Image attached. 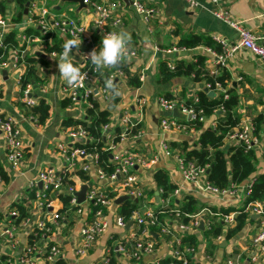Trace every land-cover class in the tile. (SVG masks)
Here are the masks:
<instances>
[{"label": "crops", "instance_id": "crops-1", "mask_svg": "<svg viewBox=\"0 0 264 264\" xmlns=\"http://www.w3.org/2000/svg\"><path fill=\"white\" fill-rule=\"evenodd\" d=\"M98 1L116 5L112 8L107 30L114 33H125L129 46L138 47L137 57L128 60L134 71H137L138 74L143 72L146 75L138 89L131 86L127 79L119 80V89L117 90L119 100L116 104L111 105L109 101L103 100L100 95L97 100L101 109H107L111 112V130L121 125L120 116L126 110L130 109L131 115H136L139 97L146 100L144 120L141 123L142 136L134 140L126 139L116 147L118 150L124 149L143 155L150 162L149 167H136L135 169L141 177V184L146 195L141 202L138 198L140 206L132 220L124 228L118 227L115 222V217L119 214V205L114 204L110 209H107L108 228L85 255H77L76 250L81 240L84 221L91 219L93 214L87 203H84L82 213L72 211L71 214H68V218L54 227L52 240L61 248L62 257L65 258L66 264H104L107 257L111 255L113 248H115V264H151L160 259L171 257L175 246L181 243L175 241V238L176 240L184 238L180 237V229L175 226L176 223H174L175 237L164 236L149 229V233L156 238V249L153 253L143 254L139 260L127 256L119 246L120 243L122 245L123 241L128 243L131 240L141 238L140 226L135 219L144 217L148 209L158 208L163 203L161 190L155 181V173L158 169H164L169 173L171 183L180 189V197L193 196L199 200V211L203 216H207L208 211L213 208L218 210L232 208L230 215H233L236 212L235 209L244 205L242 196L237 194L217 195L184 179L177 160L181 156L179 146L184 141L195 142L199 136V131L194 134L180 133L176 130L164 131L161 127V120L165 115H169L156 102V99L161 96H169L172 100L182 102V100L197 96L198 92L204 88V83L196 81L193 76H178L167 82H159L162 61L176 58V60L193 62L198 57H205L208 68L211 70L219 69L215 63L217 50L214 45L201 44L192 48H181L171 54H166L165 49L175 47L182 38L192 35L212 39L215 36H220L227 41L228 45L233 47L240 43V33L238 29L218 18L213 13L214 6L207 0H202V5L194 9L189 6L186 0H139L145 6L156 10V14L150 20H146L141 13L136 11L134 7L136 0ZM50 5L52 10L58 11L60 14L64 13L78 18L88 28L86 32L89 39L88 43L85 40L82 43H77L70 40L68 36L54 31L62 45L67 42L76 45L70 53L71 61L83 63L94 49H99L101 43V39L97 42L94 41V35L100 32L95 24V9L90 3H88L87 8L79 11H75L78 4H64L61 9H57L59 0H50ZM222 6L229 11L233 21L240 22L241 26L249 28L257 35H264V0H225ZM11 7L16 12V6L12 4ZM26 14L23 17L24 20ZM116 17H122V23L114 28L111 22ZM19 23L14 22V26H10L9 32L16 30L17 36L21 40V32L24 31L26 34V29L19 27ZM100 33L104 36V33ZM52 40L53 38L50 42ZM27 53L46 55L47 65L40 67L42 83H37L44 89L40 90L39 87H35L34 96L38 100L44 98L49 103L51 114L43 125L28 119L27 109L21 101L22 85L19 70L6 67L8 74L5 78L3 74L5 69H2L0 114L13 116L19 121L21 136L26 145V154L22 163L15 167L8 159L5 137L0 130V170L6 171L10 177L7 182L0 180V215L4 216V220L0 222V231L8 225V216L14 203L26 196L29 182L37 177L42 168L51 166L57 173L63 170L65 161L58 153L56 145L64 138V131L66 130L64 121L68 118L80 120L86 117V108L83 105L64 104L67 98L62 88L67 81L58 71V61L61 57H50L47 49L43 48L40 43L37 45L31 43ZM226 69L231 74V81L228 86L239 97V103L233 110L240 117L241 125L252 123L256 117L261 114L264 115V61L247 49L238 47L229 59ZM93 86L96 91L100 89L101 83L97 78L93 81ZM179 118L183 119L185 116ZM204 122L206 127H214L218 122V115L206 117ZM73 126L75 125L70 127ZM163 141L169 143L173 154L169 156L161 153L158 154L156 160H153V157L160 153ZM227 141L228 143L235 142L229 139ZM260 141L261 143L255 149L257 162L252 177L264 173V136ZM82 164L83 160H80L77 167L82 166ZM92 170L94 177L92 181L96 183L99 180L93 166ZM72 178L80 190L85 183L78 178ZM101 183L111 193H113L112 191L116 192L113 188L116 183L112 180L106 178ZM157 191H159V201H157ZM63 207L64 203L61 198H53L52 209L54 212L57 213ZM41 216L42 213L33 209V221H37ZM201 220L203 219L201 218ZM204 224L206 228V223L204 222ZM32 226L30 224L16 230L15 233L19 241L16 247H11L5 238L0 241V255H10L12 257L11 264H23L20 259L23 248L27 245L26 242L32 231ZM204 230L199 228L195 232H189L196 234L199 239L196 250L190 252V257L195 264H226V260L230 257L239 264H264V253L258 254L256 260H253L255 252L251 248L252 238L261 230L258 222L247 224L240 234L231 239H226L225 236H222L220 240L212 239L215 248L211 253L208 252L209 240L203 233ZM41 261L43 262V260Z\"/></svg>", "mask_w": 264, "mask_h": 264}, {"label": "built area", "instance_id": "built-area-1", "mask_svg": "<svg viewBox=\"0 0 264 264\" xmlns=\"http://www.w3.org/2000/svg\"><path fill=\"white\" fill-rule=\"evenodd\" d=\"M9 1L13 2L14 0ZM85 1L87 3H90L93 9H95V24L96 27L99 28L100 32L104 33V36L109 33H114L107 30V25L109 23V19L111 18L112 8L116 5L102 3L98 0ZM186 1L192 9L198 8L202 5V0ZM207 1L214 6L213 13L218 18L224 20L234 28L238 29L241 38L240 43L236 44V46L233 47L228 45L227 41L221 38L220 36H215L213 38L217 43H219L223 47L222 52H216L217 57L215 63L217 68H226L229 59L232 57L238 47H243L244 49H247L252 54L264 61V35H257L253 33L249 28L241 26L240 22L233 21V19L230 17L229 11L222 6V3L225 0ZM50 6V0L31 1L28 7V14L26 16V19L21 21L19 23L20 25L18 26L23 29L38 26L41 30L42 35H48L50 32L54 33V31H56L65 36H68L70 40L75 41L77 43H82L84 40L86 43L89 42V39L86 36L88 28L85 26V24H83L78 18L74 16H70L64 13L60 14L57 11L52 10ZM134 7L136 11L141 13L146 20H150V18L156 14V10L154 8L145 6L139 0L134 1ZM10 8L11 4H9L7 13L5 15L0 14V51L3 47V39L9 33L10 26H14V22L11 21L13 10ZM121 23L122 17H116L112 20L111 25L116 28ZM21 41L22 44L24 42L27 43L25 50H23L22 52H20L18 49L11 50L9 55L7 53L0 52V83L2 81L1 71L2 69H5L8 66L13 68L14 70H19L20 75H22L24 67L23 63L21 62V59L27 53V50L30 48L31 43H34L35 45L40 43L43 48L47 49V45L42 42L41 36L26 35L24 31H22ZM49 41H51V38H49ZM180 49L181 48L175 46L169 49H165L164 52L166 54H171L179 51ZM63 51H48V53L50 57H61ZM137 55L138 49L131 48L128 42H126L124 55L121 59L128 60L133 57H137ZM88 58H85L83 63H77L78 65H75L79 68L81 73L79 81L72 84L66 82L62 88L65 97L70 101L69 105L80 104L83 105L85 108L92 107L93 101L98 100L99 95L105 101L110 100L111 92L109 87L100 86V89L96 91V88L93 86V81L96 79V77L93 75L91 68L86 67L85 61H87ZM167 63L168 66L173 69L176 65V58L168 59ZM107 67L109 66H104L103 68ZM212 71L217 72L218 70ZM139 77L141 79V82H143L146 75L145 73L141 72L139 74ZM123 79H126V74L122 69L114 70L109 76V81L111 82V84L114 82V80L118 82L119 80ZM35 87H39L40 90L44 89L37 83L31 82L27 83L25 86H22L21 101L24 103V107L26 109L34 107L39 103V100L34 96ZM207 88L210 89L209 86H207ZM217 88L225 94V97H228L226 90L223 89L220 84H217ZM156 102L158 103L159 107H161L164 112L169 115H165L161 120V127L164 131L176 130L180 133L194 134L197 130H195L188 124L190 119L192 120L199 118L201 121H204L206 118L204 116L199 115L201 112H196L193 108L187 106L183 102L169 100L163 96L158 97L156 99ZM137 104V112L135 116L131 115L130 109L126 110L120 116L121 125L119 126L124 132L122 136V141L129 139L127 133L131 131L134 126L141 124L144 120V108L146 105V100L142 97H139ZM175 108H178L179 111L182 113V116H185V118L180 119L179 117L174 116L173 111ZM27 117L28 119H31L35 123L39 124L35 117ZM64 128L66 129L64 131V138L60 140L56 145L58 153L62 156L65 161V165L62 171H73L77 168V164L80 160L89 159L91 162L83 163L82 168L87 171L91 170L93 166L95 168L99 181L96 183H93V181L88 182L91 183V187L87 192L86 201L83 203L78 202L77 192L79 191V189L77 188V186L65 185L62 176L58 175L57 171L51 166L42 168L37 177L29 182L28 190H35L36 201L34 209H36L39 213H42V216L37 221H33L31 212V217H28L25 221H23L22 225L28 226L32 224V229L34 227H37L43 230L44 233L42 235V242H36L33 245H26L23 248V252L20 259L23 264H54L59 259V257L63 256L62 250L57 244L54 243L50 246L47 245L52 240V233L54 227L60 224L61 222L59 214L54 212L53 210H50V207H52L53 202V199H51V195L54 192L64 193L70 196L71 204L78 207L75 210H68V214H71L72 211L82 213L84 203H87L88 206L94 203V205L96 206V209L92 214V218L85 220L82 226L81 240L76 250V254L79 256L88 253L94 243L101 236V234L104 233L108 228V211L106 210L110 209L111 206L115 204V199L118 196L123 194L134 195L137 198L144 196V189L141 184V177L139 173L135 170L136 167L146 168L150 166V162L143 155L134 152H129L124 149H116V147L120 143L117 145H111V149L114 150V152L112 153L113 159L117 164V167L116 171L113 174L106 175L100 168L97 167L96 156L89 155L85 153L83 149L77 148L75 146L77 142L86 141L88 137L87 132L83 129V127L76 125L73 127ZM0 130L2 131L5 137L8 159L15 167H17L20 163H22L26 154V145L21 136L19 121L13 116L0 114ZM253 130V123L241 125L240 127L235 128L232 134H230L229 140L243 142L249 148L254 149L261 143V141L253 135ZM104 131H108L106 136L110 139L112 132L110 128V123L105 125ZM141 136L142 132H139V134L134 135L131 139L134 140ZM161 153H164L165 155L169 156L173 154L168 142H162L160 153H157V155L153 157V160H156L158 158V154ZM89 157H91V159ZM177 160L180 164L184 179L198 184L205 191L222 196L237 194L244 198V202L251 193V187L253 183L252 179L245 181L242 184H232V187L228 189H218L208 183L204 168L197 166L192 161L185 160V158H183L182 156H179ZM106 178L116 183L113 188L116 191L115 193H117V196L110 197L109 193L111 192L102 186L103 184L101 182ZM0 180H2L1 176ZM174 196L180 197V189H175ZM168 201L169 200H166V202ZM248 211L252 215H259V217H261L264 213L263 203L256 202L255 204H251L248 207ZM145 213L146 214L144 215V217L141 216L135 219L140 227L144 226L145 228V230L141 233L142 237L136 239V242L134 244L130 245V242H128L127 244L122 243L121 245L120 243L119 246L123 253L136 260H139L145 253H153V251L156 249L155 241H147L143 238V236H147L149 227L160 225L162 226L161 231L163 234L175 237L174 223H176L175 226L179 227L180 229V237H183V235H186L189 232H195L197 228H199L200 221L203 216L200 212H198L195 220L192 221L190 225H184L180 221L179 214L176 215V220H169L167 218V223L170 224H166L161 223L154 209H148ZM15 214L16 211L15 209H13L10 212V215ZM135 214L136 211L134 212L132 218ZM224 220L227 227L233 226V224L235 223V214L225 216ZM115 222L117 226L121 228L126 227L128 224L127 221H125L124 218L119 214L116 215ZM259 226L261 227V230L252 238L251 248L255 252V255H253V260H256L258 254L264 253V220L259 224ZM2 230L3 231H1L0 233V241L5 238L11 247H16L19 244L15 233L17 228L11 224H8L6 228H3ZM221 238L222 236L219 237L218 240H220ZM175 241L177 243L181 242L180 239L176 240V238ZM192 251L193 250L191 248L186 249L187 253ZM182 255V252L176 251L174 249L172 256L180 258ZM41 260H43V262ZM11 262V257H8L6 260H3L2 255H0V264H11ZM185 264H187L186 260ZM226 264L239 263L230 257L226 260Z\"/></svg>", "mask_w": 264, "mask_h": 264}, {"label": "trees", "instance_id": "trees-1", "mask_svg": "<svg viewBox=\"0 0 264 264\" xmlns=\"http://www.w3.org/2000/svg\"><path fill=\"white\" fill-rule=\"evenodd\" d=\"M29 0H14L10 2L9 0H0V14L5 15L9 4L16 6V12L13 11L11 17L12 22H21L25 13V8ZM11 7L10 9H12ZM58 12V11H57ZM27 15V14H26ZM26 35L31 36H41L42 42L47 45V51H63L64 45L60 43L57 39L55 33L50 32L47 34H41V30L38 26L28 27L26 29ZM56 32V31H55ZM49 38H53L52 42ZM103 35L99 32L94 35V41L97 42L99 39L102 40ZM22 41L17 36V31H10L2 42V49L0 52L10 54L13 49H18L20 52L25 50L27 43ZM215 43V44H214ZM136 44V42H134ZM201 44L212 46L214 45L217 52H222L223 47L217 43L212 38H206L203 36L192 35L189 37H184L180 40L178 45L179 48H192L199 46ZM133 49H138V47H131ZM21 62L23 63V73L20 77V82L22 86L27 83H42V77L40 75V67L47 65V59L42 54H29L26 53ZM74 65H78L76 62H72ZM86 67L91 68L93 75L99 80L102 87H109V76L117 69H122L126 74V79L128 83L135 87H141V79L137 71L132 69V64L129 60H120V62L115 66H109L107 68L97 67L91 63L90 58L85 61ZM159 82H167L178 76H193L198 82L204 83V88L201 89L197 96L182 100L187 106L193 108L196 112H201L199 115L204 117H209L212 115H218V122L214 127H206L205 122L201 121L199 118L190 119L188 124L199 131V136L195 142L189 143L188 141L182 142L179 146L180 155L187 161L194 162L197 166L205 169V173L210 169L209 173H206V179L210 185L218 189H228L232 187V184H242L250 179L253 180L251 193L244 202V205L238 209H235V223L233 226H226L225 216L230 215L231 209H210L207 216H202V219L206 223V228L204 234L209 240L208 252L211 253L215 248L212 243V239H218L221 236H225L226 239H231L238 234H240L247 224L258 222L259 224L264 220V213L258 219H253L252 214L248 211V207L256 202L263 203L264 207V173L259 174L256 177H252L256 170V148H249L243 142H229L230 134L235 130V128L240 127L241 121L237 113L234 112V107L239 103V97L237 93L234 92L228 85L231 81V74L227 71L225 67L218 69L217 72H213L206 65L205 57H198L196 61L186 62L182 60H176V65L172 69L168 66L167 60L162 61L160 64L159 71ZM217 84L226 90L228 97L218 90ZM213 90L216 95L211 98L208 96L205 88ZM110 92V104H116L119 100L117 95L118 82L114 80L111 84ZM165 98L172 100L169 96ZM70 101L65 100V105H69ZM92 107L86 108V117L80 120H75L74 118H68L64 121V127H70L72 125L82 126L87 132L86 141L77 142L75 146L77 148L83 149L85 153L97 157V167L100 168L106 175H111L116 171L117 164L111 157L114 152L111 149V145H117L121 143L122 136L124 132L120 126L115 127L111 132V138H107L106 134L108 131H104L105 125L111 122V112L107 109H101L99 107L98 101H93ZM24 106V103L22 102ZM221 110L222 114H217ZM51 107L49 103L41 98L39 103L26 110L27 116H33L37 119L40 125H43L50 118ZM253 135L261 139L264 136V115H259L253 120ZM142 129V124L134 126L131 131L127 133L129 138L134 135L139 134ZM229 145L227 148L226 146ZM83 163H89V159H82ZM92 166V165H91ZM92 170V169H91ZM91 170H84L82 166L77 167L73 171H61L58 175L62 176L65 185H75V180L72 177L78 178L84 183L91 182L94 180ZM0 176L2 180L8 181L10 179L6 171L0 170ZM121 181V180H119ZM155 181L161 192V197L163 198V203L155 208V213L158 216L161 223H167V218L169 220H176V215L179 214L180 221L184 225H190L192 221L195 220L200 203L199 200L193 196H174V191L176 186L171 183L169 173L164 169H158L155 173ZM144 196L146 191L143 190ZM110 197L117 196V193H109ZM143 197H140V202L143 201ZM61 198L64 203V207L59 210L61 222L68 218V210H75L78 207L71 204L70 196L54 192L51 195L53 198ZM166 200H169L166 202ZM35 190H28L26 196L23 197L18 202L14 203L13 209H15L16 214L8 216V224L15 226L17 229L24 227L22 225L28 217H31V212L35 205ZM140 202L134 200H126L119 205L118 213L124 218L125 221L130 222L135 211L138 210ZM12 209V210H13ZM92 213L95 211L96 206L94 203L90 205ZM4 220V216L0 215V222ZM60 222V223H61ZM162 226H151L148 230H154L161 235L168 236L162 233ZM145 230L144 226L140 227V235ZM199 230V228H197ZM201 230V229H200ZM3 231V230H1ZM0 231V233H1ZM44 231L34 227L27 239V245H33L36 242H42V235ZM7 237V236H6ZM169 237H171L169 235ZM183 239L180 244L175 246L176 251H180L183 255L179 258L176 256H171L153 262L151 264H195L190 257L191 253H187L186 249L191 248L193 252L199 245V239L196 234L188 233L183 235ZM138 239V238H137ZM144 240H153L156 243V238L153 234L149 233L144 237ZM136 240H131L130 245L134 244ZM55 242L51 240L47 245H52ZM127 242L123 241V244ZM56 244V243H55ZM156 247V244H155ZM115 248L112 249L111 255L107 257V261L104 264H115L114 259ZM10 255L3 254L2 259L6 260ZM12 258V257H11ZM54 264H66L64 257H59V259Z\"/></svg>", "mask_w": 264, "mask_h": 264}, {"label": "clouds", "instance_id": "clouds-1", "mask_svg": "<svg viewBox=\"0 0 264 264\" xmlns=\"http://www.w3.org/2000/svg\"><path fill=\"white\" fill-rule=\"evenodd\" d=\"M127 35L125 33H109L103 36L98 50H93L89 54L91 63L97 67L115 66L124 55ZM76 45L72 42H67L64 45V51L61 59L58 61V71L61 76L69 83L79 81L81 73L70 58V53ZM111 87V82L108 84Z\"/></svg>", "mask_w": 264, "mask_h": 264}, {"label": "water", "instance_id": "water-1", "mask_svg": "<svg viewBox=\"0 0 264 264\" xmlns=\"http://www.w3.org/2000/svg\"><path fill=\"white\" fill-rule=\"evenodd\" d=\"M31 1H33V0L28 1L26 8H25V13H28V7H29ZM64 4H78V8L75 11L85 9L89 6L85 0H59V5L57 6V9H61L62 5H64ZM42 55L44 57H46L45 54H42ZM3 74L5 75V78H7L8 71L5 69L3 71ZM205 90L208 93L209 97H211V98L215 97L216 93L213 90H210L208 88H205ZM221 113H222V111L219 110L218 114H221ZM173 114H174V116L182 117V113L179 111L178 108L174 109ZM228 146L229 145H227L226 148ZM111 157L113 158V154H111ZM89 158L91 159V157H89ZM209 171H210V169H208L206 173H209ZM90 187H91V183H85L81 186L80 190L77 192V197H78L79 203H83L86 201L87 192H88ZM126 200H134V201L138 202L139 199L137 197H135L134 195L123 194V195L118 196L115 199V204L120 205L121 203H123ZM159 200H160L159 191H157V201H159ZM50 210L51 211L53 210L52 207H50ZM258 217H259V215H252L253 219H257ZM131 224H132V222H131ZM199 228L202 230L205 229V224H204L203 220L200 221Z\"/></svg>", "mask_w": 264, "mask_h": 264}, {"label": "rangeland", "instance_id": "rangeland-1", "mask_svg": "<svg viewBox=\"0 0 264 264\" xmlns=\"http://www.w3.org/2000/svg\"><path fill=\"white\" fill-rule=\"evenodd\" d=\"M66 5H68V4H66Z\"/></svg>", "mask_w": 264, "mask_h": 264}]
</instances>
